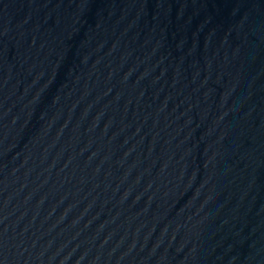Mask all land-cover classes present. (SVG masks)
<instances>
[{"label": "water", "instance_id": "1", "mask_svg": "<svg viewBox=\"0 0 264 264\" xmlns=\"http://www.w3.org/2000/svg\"><path fill=\"white\" fill-rule=\"evenodd\" d=\"M0 264H264V0H0Z\"/></svg>", "mask_w": 264, "mask_h": 264}]
</instances>
